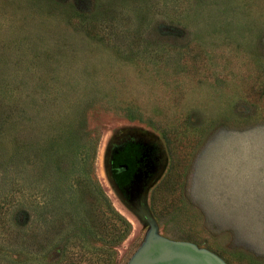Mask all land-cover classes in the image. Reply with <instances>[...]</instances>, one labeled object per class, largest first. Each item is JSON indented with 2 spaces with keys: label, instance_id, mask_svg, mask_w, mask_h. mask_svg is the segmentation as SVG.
<instances>
[{
  "label": "rangeland",
  "instance_id": "1",
  "mask_svg": "<svg viewBox=\"0 0 264 264\" xmlns=\"http://www.w3.org/2000/svg\"><path fill=\"white\" fill-rule=\"evenodd\" d=\"M243 145L264 164V0H0V264H64L83 235L127 264L151 227L264 264V193L217 204ZM145 150L153 174L128 182ZM48 197L53 229L35 223ZM117 215L128 230L99 240ZM33 227L58 236L32 245Z\"/></svg>",
  "mask_w": 264,
  "mask_h": 264
},
{
  "label": "water",
  "instance_id": "2",
  "mask_svg": "<svg viewBox=\"0 0 264 264\" xmlns=\"http://www.w3.org/2000/svg\"><path fill=\"white\" fill-rule=\"evenodd\" d=\"M223 154L218 170L221 177L227 173L231 175L233 181L230 183L220 179L219 190H225L233 198L236 197V201H246L249 196L255 197L257 194L262 197L263 186L261 187V184L258 186L257 182L264 181V172L259 169L262 165L261 161L254 159V149H246L243 145V148L239 150L231 146L226 148ZM262 166L264 167V164ZM252 180H255L257 185L254 182V186L251 185L253 188H247L251 187L248 181ZM127 264H226V262L214 252L200 248L190 241L159 236L155 233L154 227H151L145 244Z\"/></svg>",
  "mask_w": 264,
  "mask_h": 264
},
{
  "label": "trees",
  "instance_id": "3",
  "mask_svg": "<svg viewBox=\"0 0 264 264\" xmlns=\"http://www.w3.org/2000/svg\"><path fill=\"white\" fill-rule=\"evenodd\" d=\"M51 199L54 200L53 198L48 197L46 201L44 200L43 204L40 206V208H42V210L40 211V216L37 217L36 222L34 221L39 227H46V229H53L55 227V224H49L52 218L51 215H48L49 210L46 209V207L52 202ZM105 205L107 209H110L111 212L114 211L112 206L106 201ZM117 219L118 220H116V222H114L112 225L114 228H116V231H113L110 236L102 234L97 235L96 237H98V239L102 241H106V239H109V241L120 239L128 230V226L130 224L120 215H117ZM35 228H37V226ZM35 228L33 227L34 230L30 231L29 234H27V239L32 245L50 246V244H53L52 240H54V238L58 236V234H56L55 236L51 237L53 234L46 230V232L39 233L35 230ZM72 238L74 239L72 243L65 241L63 247L59 248V259L56 262L64 261V264H98V262H101V264H109V259H111L113 256L112 251L95 246H93L92 250H90L91 248H85L86 246H88V238H85L84 235L82 237L72 236ZM72 245H79L81 248L80 249L78 247L80 251H73Z\"/></svg>",
  "mask_w": 264,
  "mask_h": 264
},
{
  "label": "flooded vegetation",
  "instance_id": "4",
  "mask_svg": "<svg viewBox=\"0 0 264 264\" xmlns=\"http://www.w3.org/2000/svg\"><path fill=\"white\" fill-rule=\"evenodd\" d=\"M149 154L147 153V150H145V152L143 153L142 151H141V154H140V156H139V161H136V162H138L137 163V167H136V169H134V171L132 172V176L128 179V182H130V181H133V177H134V175H136L137 177L138 176H140V179L141 180H145L146 179V181H147V179H148V177L151 175V174H153V172H154V170H155V167H154V165H155V160H154V157L152 156H148ZM130 158V154H125V157L123 158V159H129ZM149 166V167H148ZM140 169H142L143 171H145L146 173H145V175H143V176H141V175H139L138 173V171L140 170ZM114 170L116 171V172H118L119 174H124L125 172H127V170H128V167H127V165L126 164H117L116 166H115V168H114ZM142 172V171H141ZM136 173V174H135ZM127 175H123V178H122V180L123 181H127ZM126 178V179H125ZM148 183V182H147Z\"/></svg>",
  "mask_w": 264,
  "mask_h": 264
},
{
  "label": "crops",
  "instance_id": "5",
  "mask_svg": "<svg viewBox=\"0 0 264 264\" xmlns=\"http://www.w3.org/2000/svg\"><path fill=\"white\" fill-rule=\"evenodd\" d=\"M219 180L220 179H218V181ZM221 180L222 181H230V183H231V181H233V178L231 177L230 174L226 173L225 175H223L221 177ZM217 184H219V183H217ZM216 188L218 190L217 193L219 194L218 199H217V204L222 206L221 210H220V213L222 215L225 214V215H230L231 217H233L237 213L236 209L238 210V208H237L238 206H240L243 203L244 204V205L242 204L243 207L244 208L246 207L245 201H239V200L235 201V198H233V196H230L227 192H225V190L220 191L218 185ZM218 200H220V201H218ZM226 203H227L228 207L226 206ZM244 211H243V214L247 212L246 210H244ZM241 213H242V211H241ZM241 213H240V215H241Z\"/></svg>",
  "mask_w": 264,
  "mask_h": 264
}]
</instances>
